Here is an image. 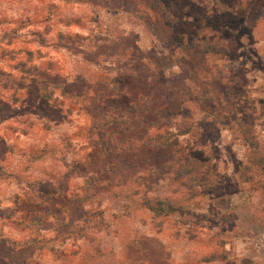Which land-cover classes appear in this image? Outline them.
Returning a JSON list of instances; mask_svg holds the SVG:
<instances>
[{
  "label": "rangeland",
  "instance_id": "obj_1",
  "mask_svg": "<svg viewBox=\"0 0 264 264\" xmlns=\"http://www.w3.org/2000/svg\"><path fill=\"white\" fill-rule=\"evenodd\" d=\"M257 158L264 0H0V264H264Z\"/></svg>",
  "mask_w": 264,
  "mask_h": 264
},
{
  "label": "trees",
  "instance_id": "obj_2",
  "mask_svg": "<svg viewBox=\"0 0 264 264\" xmlns=\"http://www.w3.org/2000/svg\"><path fill=\"white\" fill-rule=\"evenodd\" d=\"M170 6L168 5L165 9V18L171 22V15H170ZM193 45V43H191ZM223 48V47H221ZM207 51H213L215 50V47L208 46L206 47ZM49 97V96H48ZM235 123H240V120L235 121ZM242 123V122H241ZM231 129L234 128V124H230L229 126ZM249 132L251 130L249 129H242L241 135L251 145L253 144L252 138L253 136H248ZM243 133V134H242ZM105 133H102V144L105 145ZM170 138L167 137L166 134L163 133H157L156 135L150 136L146 138V145L150 146L154 149H158L161 147H164L166 144L169 143ZM173 156H178L175 160V163L178 164L175 175L179 178H185L188 177L186 185H188L190 188H194L196 186H200L201 188H207L209 185H212L215 183L216 176L218 175V172H216V166H211L208 164L205 160H200L196 157H190L188 154H179L177 155V152L174 153ZM257 161L261 167V170L264 172V163L260 161V158H257ZM249 167V166H248ZM149 209L156 212L157 214H167L173 209V205L171 201L169 200H159L156 204L151 203L150 201L146 202Z\"/></svg>",
  "mask_w": 264,
  "mask_h": 264
}]
</instances>
